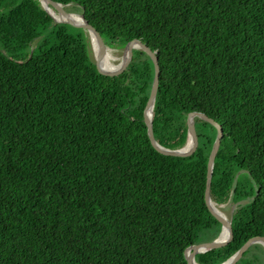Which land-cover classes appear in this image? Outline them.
Listing matches in <instances>:
<instances>
[{
	"label": "trees",
	"instance_id": "obj_1",
	"mask_svg": "<svg viewBox=\"0 0 264 264\" xmlns=\"http://www.w3.org/2000/svg\"><path fill=\"white\" fill-rule=\"evenodd\" d=\"M52 1L109 48L138 40L154 52L160 146H185L191 112L220 125L209 194L237 205L232 241L196 263L264 234V0ZM153 76L141 50L102 76L82 30L39 0H0V264H187V247L218 236L204 199L217 131L195 117L194 154L157 152L142 120ZM262 256L254 244L235 264Z\"/></svg>",
	"mask_w": 264,
	"mask_h": 264
},
{
	"label": "water",
	"instance_id": "obj_2",
	"mask_svg": "<svg viewBox=\"0 0 264 264\" xmlns=\"http://www.w3.org/2000/svg\"><path fill=\"white\" fill-rule=\"evenodd\" d=\"M41 7L45 10V12L53 19L54 22L57 23H66L70 26H73L77 29H80L84 32V34L89 38V39H94L98 51L97 54L94 56V68L95 70L102 76L106 77H115L119 76L126 70L128 67L132 55H133V50H141L143 51L153 62L154 65V76H153V81L150 89V93L148 96V100L146 102V105L143 110L142 114V120L144 123V126L147 129V135L149 138V141L152 145V147L159 152L162 155L166 156H190L196 152L199 146V135L198 132L194 126V118L198 117L209 124H211L217 131L216 133V138L214 140V143L212 145L211 151L209 153L208 157V162H207V167H206V178H205V190H204V199H205V204L211 213V215L221 224V230L218 234V236L210 241V242H202V243H197L193 244L189 247H187L184 251V257L187 262V264H197L195 261V255L198 253H205L209 250H219L223 249L226 246L229 245V243L232 241V230H231V217L229 219H225L221 214L215 212L212 209V204L214 203L209 194V189H210V180L212 176V169H213V162L214 158L216 155V152L219 148L220 140L222 138V129L220 125H218L216 122H214L212 119L208 118L204 114L197 113V112H191L187 115L186 117V126H187V141L184 147L180 149H175V150H170L166 149L162 146H160L154 139L153 137V132H152V113H153V105H154V100L157 92V87H158V77H159V67L157 64V58L154 54V52H151L144 44H142L138 40H131L129 41L124 49H123V56L122 59L119 63V67L116 68V70H111V71H106L103 68L100 67V62L103 58L107 57L110 55V48L107 46L105 43L104 39L100 35V33L92 27L90 24L86 22L84 19L83 15H77L80 17L82 23L78 24L76 23L71 16L75 15L73 13L67 12L65 10V6L67 5H62L60 3L54 2L52 0H39ZM48 8L52 9L54 13L59 16L58 19H55L52 17L50 12L48 11ZM113 56V55H112ZM114 59V58H113ZM234 180V184H235ZM226 231V238L224 242L219 243L218 240L223 233V231ZM258 244L261 245L264 248V234L260 236H255L250 239H248L240 249H238L232 256H230L227 260L220 264H235L243 255V253L252 245Z\"/></svg>",
	"mask_w": 264,
	"mask_h": 264
},
{
	"label": "rangeland",
	"instance_id": "obj_3",
	"mask_svg": "<svg viewBox=\"0 0 264 264\" xmlns=\"http://www.w3.org/2000/svg\"><path fill=\"white\" fill-rule=\"evenodd\" d=\"M72 11L73 12H70V13H73L75 15H81V13H79V11H77L76 9H73ZM88 42H89V56H90L91 61L93 62L94 61V55H95L94 54V49H93V42L90 41L89 38H88ZM109 52H110V55L107 56L108 58H110L109 62L112 64V66H114L116 68L119 67L118 65H119V63H120V61L122 59V56H123V48L119 49V48L112 47V48H110ZM104 70H106V69H104ZM114 70H116V69H114ZM106 71H108V70H106ZM236 206H237L236 204L231 203V201L229 200L225 204H219L218 205V204L213 203L211 207H212V209L214 211L216 210L215 212L221 214L225 219H229L231 217V214H232V212H233V210L235 209ZM259 246H261V245H259ZM249 254H252L250 259H254V256L258 255L257 252H254V249L250 250L248 255ZM245 259H246V257L244 258V260L242 262H246ZM262 259H263L262 260V264H263L264 263V256H262ZM248 262H250V261L248 260ZM252 264H260V263L256 260V262L252 263Z\"/></svg>",
	"mask_w": 264,
	"mask_h": 264
},
{
	"label": "bare ground",
	"instance_id": "obj_4",
	"mask_svg": "<svg viewBox=\"0 0 264 264\" xmlns=\"http://www.w3.org/2000/svg\"><path fill=\"white\" fill-rule=\"evenodd\" d=\"M48 11L50 12V14L52 15L53 18H55V19H58V18H59V16H57V15L54 13V11H53L52 9L48 8ZM71 18H72L76 23H78V24H81V23H82L80 17L77 16V15H72ZM90 41L93 42L94 53L97 54L98 47H97V45H96L94 39L91 38ZM94 56H95V55H94ZM109 60H110V58H108V57L103 58V59L101 60V62H100V67H101V68H104V69H106V70H108V71H111V70L116 69V67L112 66V64L109 62ZM215 211H216V210H215ZM222 214H223V213H222ZM225 217H226V216H225ZM226 235H227V234H226V231L224 230L223 233L221 234V236H220L218 242H219V243L224 242V240H225V238H226Z\"/></svg>",
	"mask_w": 264,
	"mask_h": 264
}]
</instances>
